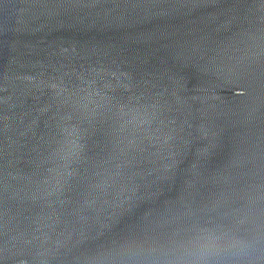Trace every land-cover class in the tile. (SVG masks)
Masks as SVG:
<instances>
[{
	"label": "water",
	"instance_id": "obj_1",
	"mask_svg": "<svg viewBox=\"0 0 264 264\" xmlns=\"http://www.w3.org/2000/svg\"><path fill=\"white\" fill-rule=\"evenodd\" d=\"M0 264H264V0H0Z\"/></svg>",
	"mask_w": 264,
	"mask_h": 264
},
{
	"label": "clouds",
	"instance_id": "obj_2",
	"mask_svg": "<svg viewBox=\"0 0 264 264\" xmlns=\"http://www.w3.org/2000/svg\"><path fill=\"white\" fill-rule=\"evenodd\" d=\"M208 246L207 242H201V241H194L191 251L188 253V255H195L202 249L206 248Z\"/></svg>",
	"mask_w": 264,
	"mask_h": 264
}]
</instances>
